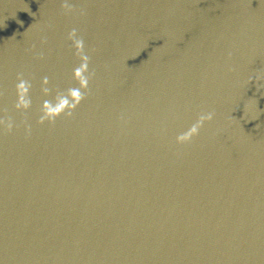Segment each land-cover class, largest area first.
Instances as JSON below:
<instances>
[{
	"label": "water",
	"instance_id": "obj_1",
	"mask_svg": "<svg viewBox=\"0 0 264 264\" xmlns=\"http://www.w3.org/2000/svg\"><path fill=\"white\" fill-rule=\"evenodd\" d=\"M0 264H264V0H0Z\"/></svg>",
	"mask_w": 264,
	"mask_h": 264
}]
</instances>
